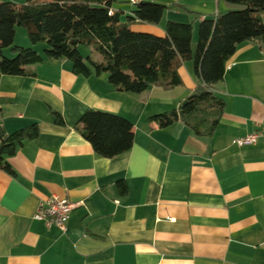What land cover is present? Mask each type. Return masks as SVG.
Returning <instances> with one entry per match:
<instances>
[{"label":"crops","instance_id":"0c3cea01","mask_svg":"<svg viewBox=\"0 0 264 264\" xmlns=\"http://www.w3.org/2000/svg\"><path fill=\"white\" fill-rule=\"evenodd\" d=\"M143 2L178 6L157 25H130L159 37L169 21L190 23L194 32L231 7L220 8L219 0L135 4ZM116 3L125 4L111 9L121 12L122 22L133 16L130 0ZM15 44L38 52L22 28ZM196 45L192 35L193 52ZM26 71L0 73V126L8 133L33 124L39 129L6 159L13 174L0 170V264H264V141L235 144L264 124L262 44H240L227 61L212 89L224 109L210 137L195 135L181 118L165 128L151 119L179 112L194 91L191 61L177 70L179 86H151L140 94L113 90L106 74L77 76L67 60ZM88 110L131 122V149L110 159L97 156L76 129ZM52 111L63 125L54 123ZM52 196L75 205L64 233L33 219L39 202Z\"/></svg>","mask_w":264,"mask_h":264},{"label":"trees","instance_id":"16d2710c","mask_svg":"<svg viewBox=\"0 0 264 264\" xmlns=\"http://www.w3.org/2000/svg\"><path fill=\"white\" fill-rule=\"evenodd\" d=\"M223 1L240 9L202 20L194 52L190 23L167 22L163 37L130 29L135 22L157 25L167 9L178 6L137 3L133 16L122 22L121 12H111L116 0H23L18 5L0 2V73L25 76L28 66L67 60L77 76L106 74L113 90L140 94L151 86H179L177 70L183 62L191 61L197 86L182 109L151 119L165 128L181 118L195 135L210 137L224 109V102L212 89L223 79L227 61L240 44L257 42L264 46V0ZM16 28L25 30L31 46L45 44L43 54L32 47L16 45ZM80 46L94 49L101 61H94L91 56L84 58L79 53ZM52 115L55 124L63 125L59 113L52 111ZM132 128L125 118L97 110L85 112L76 125L94 153L107 159L131 149ZM38 135L36 124L12 133L0 126V170L12 175L6 159ZM119 189L122 194L126 192L124 182L119 183Z\"/></svg>","mask_w":264,"mask_h":264},{"label":"built area","instance_id":"2783aa9c","mask_svg":"<svg viewBox=\"0 0 264 264\" xmlns=\"http://www.w3.org/2000/svg\"><path fill=\"white\" fill-rule=\"evenodd\" d=\"M130 2L135 4L136 0H130ZM259 140L264 141V124L260 131L235 140V144L239 147L252 146L256 145ZM74 207L75 205L67 199L52 196L39 202L33 219L42 221L47 228H55L61 233H64L67 228L70 213Z\"/></svg>","mask_w":264,"mask_h":264},{"label":"rangeland","instance_id":"374dc122","mask_svg":"<svg viewBox=\"0 0 264 264\" xmlns=\"http://www.w3.org/2000/svg\"><path fill=\"white\" fill-rule=\"evenodd\" d=\"M14 2L15 1H23V0H13ZM224 4H226L223 0H219V6H220V8L224 5ZM115 5H116V7H118V6H121V7H119V8H121L122 9V7H124L125 6V4H119V3H115ZM128 5V4H127ZM239 7H237V6H231L230 7V9H238ZM240 9V8H239ZM221 11V13H224V12H222V10H220ZM22 30H23V32H25L24 31V29L22 28ZM25 34V33H24ZM26 36V35H25ZM193 36H194V40H195V42L197 41V26H195L194 27V32H193ZM21 41V40H20ZM21 47H23V46H21ZM47 47H46V45L45 44H39V46L37 47V49H38V53H41V54H43V51L46 49ZM78 50H79V53L84 57V58H87L88 56H92V58H101L100 57V55L94 50V49H88V48H86V47H83V46H80L79 48H78Z\"/></svg>","mask_w":264,"mask_h":264},{"label":"water","instance_id":"95a60500","mask_svg":"<svg viewBox=\"0 0 264 264\" xmlns=\"http://www.w3.org/2000/svg\"><path fill=\"white\" fill-rule=\"evenodd\" d=\"M184 105V103L181 105V107H180V110L182 109V106Z\"/></svg>","mask_w":264,"mask_h":264}]
</instances>
